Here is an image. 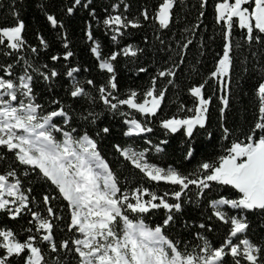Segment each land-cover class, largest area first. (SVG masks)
I'll use <instances>...</instances> for the list:
<instances>
[{
	"label": "trees",
	"instance_id": "trees-1",
	"mask_svg": "<svg viewBox=\"0 0 264 264\" xmlns=\"http://www.w3.org/2000/svg\"><path fill=\"white\" fill-rule=\"evenodd\" d=\"M165 2L170 9L163 25L158 14ZM233 2L0 0V79L15 87L29 80L25 100L37 120L53 117L56 141L68 132L94 143L116 186L121 216L159 229L181 257L201 263L219 251V264H264V206H223L222 215L213 206L242 199L212 177L222 160L235 145L264 144V30L219 20L217 5ZM115 16L117 32L110 24ZM14 29L19 37L11 45L5 34ZM225 54L229 68L219 78ZM150 94L159 104L153 113L141 112L136 106ZM190 119L199 121L174 131L165 126ZM132 121L145 132L127 135ZM126 150L178 181L148 176ZM0 178L17 184L20 196L0 208V264H27L29 246L40 264H82L81 234L50 177L0 144ZM233 220L244 225L235 237ZM120 224L117 216L110 225L118 236ZM6 234L19 252H8ZM243 240L255 248L254 259L242 252Z\"/></svg>",
	"mask_w": 264,
	"mask_h": 264
},
{
	"label": "rangeland",
	"instance_id": "rangeland-1",
	"mask_svg": "<svg viewBox=\"0 0 264 264\" xmlns=\"http://www.w3.org/2000/svg\"><path fill=\"white\" fill-rule=\"evenodd\" d=\"M246 3H250L247 6ZM170 3L165 2L158 14V21L166 25L169 19ZM216 15L226 25L236 19L239 27L250 31L254 26L264 30V0H234L232 5L222 3L216 7ZM114 32L121 25L118 17L110 21ZM11 45L19 37V29L6 34ZM97 55V51L94 50ZM103 69L111 70V66L100 62ZM229 68L227 54L221 60L219 78ZM29 80L24 79L18 87L0 79V144L16 149L19 159L33 164L43 170L58 186L61 193L69 198L73 213L72 224L78 228L81 238L76 242L82 264H219L220 252L200 262L191 257H181L172 244L163 237L159 229H150L141 222H131L120 215L116 193L117 189L103 161L96 154L94 143L86 136L73 139L68 132H61L56 141L52 126V116L36 119L34 106L25 99L28 94ZM264 90V84L261 86ZM196 95L199 90H194ZM145 105H137L141 112L153 113L159 102L151 98ZM203 115V104L199 107L198 118ZM196 120L165 122V126L174 131L181 124L193 125ZM189 126L187 129L189 130ZM128 135L141 134L143 131L136 123H129ZM256 145H235L228 158L223 159L214 170L212 177L242 193L238 202L220 199L213 203L218 215L221 208L229 206L233 209L264 206V180L254 188L251 172L243 170L238 173L245 157L258 148ZM135 165L148 176L156 179L178 181L177 176L169 170H161L144 162L142 154L124 151ZM18 188L0 178V208L11 204L9 198H18ZM121 218V235L111 231L114 219ZM45 228V226L43 225ZM244 225L233 220L231 237L242 233ZM4 243L8 252H19L20 246L14 243L9 235H4ZM242 252L254 259L255 248L247 241H242ZM229 244V242L227 243ZM232 251L236 247H232ZM30 255L27 264H40L41 257L36 249L29 246Z\"/></svg>",
	"mask_w": 264,
	"mask_h": 264
},
{
	"label": "water",
	"instance_id": "water-1",
	"mask_svg": "<svg viewBox=\"0 0 264 264\" xmlns=\"http://www.w3.org/2000/svg\"><path fill=\"white\" fill-rule=\"evenodd\" d=\"M243 170L251 172L254 188L260 186L264 180V144L246 156L244 164L239 168L238 173Z\"/></svg>",
	"mask_w": 264,
	"mask_h": 264
},
{
	"label": "crops",
	"instance_id": "crops-1",
	"mask_svg": "<svg viewBox=\"0 0 264 264\" xmlns=\"http://www.w3.org/2000/svg\"><path fill=\"white\" fill-rule=\"evenodd\" d=\"M137 125H138V124H137ZM138 126H139V125H138ZM139 127H140V126H139ZM140 129H141V128H140ZM66 198H67L68 201H70L69 198H68L67 196H66ZM5 205H7V204H5ZM72 222H73V213H72Z\"/></svg>",
	"mask_w": 264,
	"mask_h": 264
}]
</instances>
